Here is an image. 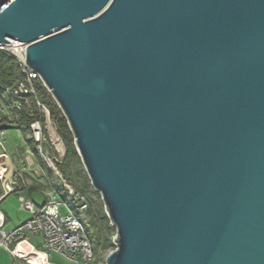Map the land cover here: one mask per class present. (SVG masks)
<instances>
[{"label":"water","instance_id":"1","mask_svg":"<svg viewBox=\"0 0 264 264\" xmlns=\"http://www.w3.org/2000/svg\"><path fill=\"white\" fill-rule=\"evenodd\" d=\"M116 227L106 264H264V0H0Z\"/></svg>","mask_w":264,"mask_h":264},{"label":"built area","instance_id":"2","mask_svg":"<svg viewBox=\"0 0 264 264\" xmlns=\"http://www.w3.org/2000/svg\"><path fill=\"white\" fill-rule=\"evenodd\" d=\"M9 41L0 43V50L10 52L17 58L22 65L25 79L6 89L5 94L13 101L12 107L7 102L0 101V203L9 194L18 193L21 208L29 211L31 217L7 230V218L0 209V248H3L20 264L25 262L31 264L16 252L20 243H26L28 246L41 250L46 255L47 261L51 263H53L52 253L60 255L72 264L92 263L95 259L92 239L94 231L88 219V203L86 197L73 187L58 167L66 150L65 141L53 128L49 109L40 101H37V106L46 115L47 136L41 121L32 119L26 139L34 141L46 167L53 173L49 174L45 166L40 167L39 163L37 168L34 167L35 162L28 151L25 156L24 170L34 169L35 175L30 177L26 172L18 169L8 151L7 129L10 128L9 125L17 121L12 108L16 111L26 108L27 115L33 117L34 111L30 97L37 94V84L41 82L49 90L42 76L26 62L28 44L17 39H9ZM48 139L54 146V154L43 146L44 141ZM33 179L44 181L49 185L44 191L46 199L42 204H37L22 193L30 187ZM55 185L60 186L61 191L56 190ZM117 236V233L113 236L116 248Z\"/></svg>","mask_w":264,"mask_h":264},{"label":"trees","instance_id":"3","mask_svg":"<svg viewBox=\"0 0 264 264\" xmlns=\"http://www.w3.org/2000/svg\"><path fill=\"white\" fill-rule=\"evenodd\" d=\"M24 79L25 75L22 65L17 61V58L10 52L0 50V95H6L5 92L8 87L16 85ZM30 100L34 111L33 117H29L27 115L26 108L21 111H16L12 108L17 116V121L14 124L9 125V127L20 129L26 138L30 129L29 124L31 120L37 119L41 121L44 133L47 136V118L45 113L37 106V101H40L49 109L50 120L53 128L61 135L66 145L63 159L58 163V167L73 187L86 197L88 203V219L90 226L94 231L92 235L93 248L96 243V248L101 250V253L107 250L115 249L116 245L113 241V235L116 233V227L111 224V220L106 212V207L101 198L100 192H98L91 184V180L77 150L74 134L62 108L59 106L52 93L41 82L37 84V94L30 97ZM5 102L12 107V99L7 97ZM26 140L33 149L35 155H37L38 162L45 166L49 174H52L53 171L46 167L43 158L39 155L34 145V141L31 139ZM43 146L45 149H49L51 153H55L54 146L51 144L49 139L44 141ZM40 186H46V188L49 187L47 183L43 185V183H39L38 179H33L30 187L28 188V193H33V191ZM54 187L56 190L61 191L60 186L55 185ZM68 264L72 263L69 262ZM82 264H93V262Z\"/></svg>","mask_w":264,"mask_h":264},{"label":"rangeland","instance_id":"4","mask_svg":"<svg viewBox=\"0 0 264 264\" xmlns=\"http://www.w3.org/2000/svg\"><path fill=\"white\" fill-rule=\"evenodd\" d=\"M6 99H7L6 95H0L1 102H5ZM7 135H8V143H7L8 151L13 157L12 159L15 160L18 169L26 172L30 177L34 176L35 175L33 171L34 169L31 168L32 169V170L30 169L31 172L29 170L26 171V169L24 170V166L26 164L25 156H27L28 151H30L31 158L35 162L34 167L37 168L38 167L37 165L39 162L37 160V155L33 153L32 151L33 149L27 142L23 132L18 128L12 127V128L7 129ZM22 149L24 150V152ZM39 165L40 167H42V164L39 163ZM33 193L36 194V191H33ZM0 194H1V191H0ZM37 197H39V195ZM45 199H46V195H43V194L39 198L40 202L44 201ZM0 209L5 213L7 217V224H6L7 230L14 228L21 221H25L31 217V213L29 211L23 210L21 208V202L19 200L18 193H11L7 197H5L0 203ZM24 244L26 245V243ZM112 250L113 249L107 250L101 253V250L96 248V243H95L94 244L95 259L93 261V264H106V255ZM52 262H54L52 264H55V263L68 264L69 263L68 260H66L65 258L61 257L60 255L56 253H52ZM30 263L35 264L36 262L30 261ZM0 264H18V263L14 260L12 256L8 254V252H6L3 248H0ZM25 264H28V263L25 262Z\"/></svg>","mask_w":264,"mask_h":264},{"label":"bare ground","instance_id":"5","mask_svg":"<svg viewBox=\"0 0 264 264\" xmlns=\"http://www.w3.org/2000/svg\"><path fill=\"white\" fill-rule=\"evenodd\" d=\"M16 252L22 256L25 257L29 262L34 261L35 264H52L50 261H47L46 255L44 252L29 249L26 247L24 243H20ZM32 264V263H31Z\"/></svg>","mask_w":264,"mask_h":264},{"label":"crops","instance_id":"6","mask_svg":"<svg viewBox=\"0 0 264 264\" xmlns=\"http://www.w3.org/2000/svg\"><path fill=\"white\" fill-rule=\"evenodd\" d=\"M39 181V183L41 182V183H43V185L44 184H46L44 181H41V180H38ZM47 188H46V186H44V187H39V188H37L35 191H36V194H34V193H31V194H29L28 193V189H25V190H23L22 191V193L28 198V199H33L37 204H42L44 201H41L40 202V200H39V198H40V196H42V194L43 195H45V193H44V191L46 190ZM40 191V192H39ZM39 195V197H37ZM27 246V245H26ZM28 248H30V249H34V250H36V248H33V247H31V246H27ZM39 250V249H38ZM16 261V260H15ZM18 264H20L18 261H16ZM69 262V261H68ZM55 264H57V263H55Z\"/></svg>","mask_w":264,"mask_h":264}]
</instances>
